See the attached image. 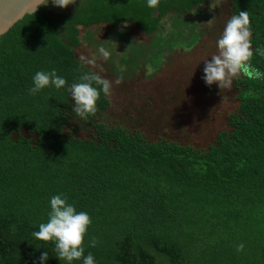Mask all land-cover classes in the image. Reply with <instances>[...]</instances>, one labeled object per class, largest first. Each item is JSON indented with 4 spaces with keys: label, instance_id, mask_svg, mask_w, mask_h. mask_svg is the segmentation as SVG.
<instances>
[{
    "label": "trees",
    "instance_id": "obj_1",
    "mask_svg": "<svg viewBox=\"0 0 264 264\" xmlns=\"http://www.w3.org/2000/svg\"><path fill=\"white\" fill-rule=\"evenodd\" d=\"M205 1L76 0L56 15L39 7L0 36V264H40L43 252L44 264H65L32 236L59 194L90 215L84 254L95 264H264V79H238L237 116L199 150L95 122L103 92L82 119L67 91L88 71L74 58L78 27L129 23L149 35ZM228 11H248L252 47H264V0H229ZM251 63L264 72V57ZM53 69L65 88L29 94L35 73ZM71 121L93 131L74 137Z\"/></svg>",
    "mask_w": 264,
    "mask_h": 264
},
{
    "label": "rangeland",
    "instance_id": "obj_2",
    "mask_svg": "<svg viewBox=\"0 0 264 264\" xmlns=\"http://www.w3.org/2000/svg\"><path fill=\"white\" fill-rule=\"evenodd\" d=\"M228 3L206 0L185 14L169 12L149 35L129 23L78 27L76 60L81 54L98 56L101 46L111 53L107 61L98 60L104 69L100 75L112 81V89L106 95L107 108L93 120L136 131L149 143L173 142L196 150L212 144L218 132L227 130L228 116H237L239 104L238 79L231 89L222 90L202 79L203 61L217 52V40L231 17ZM74 6L55 7L51 0L40 5L50 15ZM118 77L123 82L116 85ZM74 126L73 136L80 139L93 131L90 125L71 121Z\"/></svg>",
    "mask_w": 264,
    "mask_h": 264
},
{
    "label": "clouds",
    "instance_id": "obj_3",
    "mask_svg": "<svg viewBox=\"0 0 264 264\" xmlns=\"http://www.w3.org/2000/svg\"><path fill=\"white\" fill-rule=\"evenodd\" d=\"M53 6L67 8L76 4V0H51ZM149 8H157L160 0H146ZM49 0H43L41 5H47ZM213 8H215L212 5ZM210 20L207 23L211 24ZM127 27V24L124 25ZM250 13L240 11L228 19L222 34L217 40V52L210 59H205L202 79L206 85L216 84L221 90L231 89L234 79L241 76L249 80L264 79V72L254 67L251 63L254 53L264 57V47L253 49ZM111 53L105 47L98 49V56H86L81 54L79 61L81 67L88 66L89 70L82 72L78 82L67 86V91L74 101L73 112L82 119L94 116L97 109V101L101 92L110 95L112 81L100 75L103 66L98 63L102 59L107 61ZM95 69H99L96 71ZM121 71L123 69L121 68ZM123 82L122 77L115 80L119 85ZM66 79L57 75L55 69L51 71H38L33 76V86L29 94L36 95L45 88L55 87L57 90L65 88ZM246 96L257 98L250 89ZM92 220L86 211H77L74 204L68 202L63 194L54 195L50 198V211L47 222L39 225V230L34 231L32 236L40 241L52 242L57 259L65 264H73L74 261H82V264H95V258L91 253L85 256L84 239ZM96 238H92L91 247L96 246ZM238 252L244 250V244L236 246ZM49 258L47 252L39 257L40 264H44Z\"/></svg>",
    "mask_w": 264,
    "mask_h": 264
},
{
    "label": "water",
    "instance_id": "obj_4",
    "mask_svg": "<svg viewBox=\"0 0 264 264\" xmlns=\"http://www.w3.org/2000/svg\"><path fill=\"white\" fill-rule=\"evenodd\" d=\"M43 0H0V36L24 15L38 10Z\"/></svg>",
    "mask_w": 264,
    "mask_h": 264
}]
</instances>
